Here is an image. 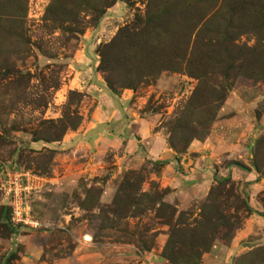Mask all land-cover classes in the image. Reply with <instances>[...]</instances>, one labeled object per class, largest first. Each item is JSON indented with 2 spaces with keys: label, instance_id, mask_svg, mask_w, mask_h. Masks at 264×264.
I'll return each mask as SVG.
<instances>
[{
  "label": "rangeland",
  "instance_id": "374dc122",
  "mask_svg": "<svg viewBox=\"0 0 264 264\" xmlns=\"http://www.w3.org/2000/svg\"><path fill=\"white\" fill-rule=\"evenodd\" d=\"M18 1L22 16L13 21L10 0H0V182L11 169L50 173L61 144L32 139L52 137L53 129L41 126L44 120L67 112L82 120L96 83L113 97L131 90L135 113L153 118L151 132L164 138L176 157L194 149L193 164L199 158L209 165L213 180L205 194L183 204L155 180L163 164L148 156L112 178L114 154L145 151L131 134L132 142L101 153L102 173L81 178L57 201L46 228L22 229L21 240H12L5 224L0 189V264H69L61 261L71 258L75 237L85 233L100 254L90 257V264H172L161 256L171 226L200 221L205 206L213 208L209 216L220 210L229 224L214 219L201 233L187 228L189 247L178 244L181 255L193 251L197 264H264V0H114L109 7L102 0H60L61 11L51 12L53 0ZM150 13L159 16L148 23ZM120 29L130 37L115 44L104 69L102 51ZM194 44L201 49L200 78L187 65ZM242 52L250 53L245 67L243 59L236 60ZM215 54L225 65L229 56L234 61L222 98L218 84L224 81L209 61ZM233 168L242 171L240 177ZM248 173L259 186L251 187ZM111 178V197L101 201ZM35 200L32 212L43 220ZM71 213L65 222L62 215ZM33 244L43 248L37 258L30 254ZM121 244L130 245V252L111 250Z\"/></svg>",
  "mask_w": 264,
  "mask_h": 264
},
{
  "label": "crops",
  "instance_id": "0c3cea01",
  "mask_svg": "<svg viewBox=\"0 0 264 264\" xmlns=\"http://www.w3.org/2000/svg\"><path fill=\"white\" fill-rule=\"evenodd\" d=\"M93 90L88 109L84 110L85 114L81 113L83 116L80 124L75 130L67 131L64 134L59 141L61 144V147H59L60 151L55 152L52 159L50 173L47 176H42L43 187L34 202L40 208L38 214L44 218L43 220L41 219L42 222L49 225L48 222L53 221L51 217L52 208H59L60 205L56 204L57 201L71 193L78 186V181L81 178L89 180L102 173L105 163L101 153L108 149L110 151L117 150L123 141L132 142L129 137L131 134H136L140 138L145 151L142 152V155L139 152L134 156L129 153L114 154L113 158H115V161L113 164L116 167L112 169V178L123 170L139 166L145 161L144 157L148 156L154 162L163 163L159 173L153 176L161 187L172 189L169 194L172 198L177 197L184 204L198 195L205 194L213 180L212 173L208 169L210 166L204 167V163H200L199 158L196 159L197 162L194 165L192 155H190L194 149H191V147L184 154L176 157L175 152L167 146L164 138L157 132H151L152 124H154L153 118L150 116L142 118L135 113V103H131L133 98L131 90L125 89L115 97L105 92L104 88L97 83L94 85ZM102 123H106L105 131L99 130V126ZM119 124L122 125V128L117 131L113 130L114 126ZM197 163L203 169L196 170ZM231 172L234 177H240V172L242 171L233 168ZM247 175L249 176L248 180H253L252 188L259 186L260 182L255 177H252L254 175L249 173ZM112 178L105 184L101 194V201L108 202L111 197L114 186ZM182 203L179 202L178 206H182ZM74 208L72 207V209ZM62 216L67 222V219L71 218L72 213ZM62 222L61 224H63ZM22 229L26 228H13L11 233L12 240H21L20 232ZM75 241L76 245L71 258L67 259L68 261L62 260L61 262H69L70 264L72 263L71 261H76L77 264H90V257L94 255L100 256L95 251L98 248L92 242L89 234H81L75 237ZM30 249L33 251L30 254H33L36 258L43 251V248L35 244ZM130 249V245L121 244L114 245L111 250H114V252L117 250L119 254H123L130 252ZM150 255L152 254L150 253Z\"/></svg>",
  "mask_w": 264,
  "mask_h": 264
},
{
  "label": "trees",
  "instance_id": "16d2710c",
  "mask_svg": "<svg viewBox=\"0 0 264 264\" xmlns=\"http://www.w3.org/2000/svg\"><path fill=\"white\" fill-rule=\"evenodd\" d=\"M102 1H104V4H105L106 7H109V6H111L114 3V0H102ZM9 4L11 6H13V10L16 11V12H13V13L11 11V13H9V15L12 14L14 16L13 21H15L16 18H19L20 16H22L21 15L22 11H23L22 10V5H21L20 1H18V0H10ZM47 11H50V12L51 11H61V2H60V0H53L52 4L47 8ZM97 11H101V10L98 9ZM235 12L236 11H229V13H232V14H235ZM157 16H159V15L155 16V15H151V13L148 14L147 17H146V22L151 23L152 21H155ZM123 31H124V29H120L118 34L109 43H107L104 46V50L107 49L106 51H102L101 63L104 64V69H108L109 63H108V61L106 59L109 58V55H110L111 51L113 50V48H115V44H117V42H119L121 40L124 41V40H126L127 38L130 37V35L123 34ZM216 33L218 34V32H216ZM233 48H236V46H233ZM134 54H135V58L137 56H139V53L137 51H135ZM200 54H201V49L199 47L196 48L195 44L190 49L189 53H187V55H188L187 65H188V68H189L188 69L189 73L195 74L196 76H198V78H200L201 75L204 73V70L199 68L196 65L197 59L200 60ZM248 54H250V53L242 52L241 54L237 55L238 57L236 58V60L243 59L242 67L244 66V62H245L244 59H245L246 56H248ZM184 55H186V48H184L183 55H181V56L184 57ZM229 57H228V61L229 62H227V65H225L223 63L224 61H223L222 57H220L219 55L215 54V55L209 56V61L212 62V64H214V66H216L219 69V72L221 73L222 81H224L223 82L224 85H222V82H220L218 84V88L221 90V95L219 96V98L223 97L222 93H224V90L228 88V84L226 83V79H227V75H228L229 70H231L233 68V62L234 61L231 59L232 56H229ZM111 67H112V65H111ZM238 67H240V64L238 65ZM7 70H6V72L9 71V73H11L10 70H8V71ZM109 85H110V83H109ZM66 118L73 119L71 121L70 125H67L65 123V119ZM80 121H81V118H78L76 116L75 117H71V114L69 112L64 114V117L58 118L57 120H52V119L44 120V121L41 122V126L44 127V128H47L49 130L53 129L54 133H51L52 137L42 138V137L34 136L32 141L35 142V141H38V140H44L45 143L59 142L62 139V137L64 136V134L66 133L67 129L70 128V130H75L78 127V125L80 124ZM37 133H38V131L36 130L34 132V135H36ZM52 152H54V151H52ZM208 208H209L208 206H205L204 210H201V213H200L201 220L200 221H194V223H191V224H189L187 226V228L190 231H192L194 233V231L198 230L197 233L198 232L201 233V231L203 229L205 230L207 225L211 224V222L214 219L219 221L223 226H228L229 221L223 215V213L220 210L215 212L214 214L211 213L212 215L209 216L208 212H209V210L211 212L213 210V208H210V209H208ZM6 211H7V216H6V223L5 224L10 227V229H11L10 232H12L14 227L9 222L10 209L7 206H6ZM0 212L2 213V208L0 209ZM168 224H170V223H168ZM190 225H192V226H190ZM187 228H180V227L177 228L176 225H172L171 226L170 233L168 235L167 241H166V243H165V245L163 247L162 253H161L162 258L168 260L172 264H178L180 261H184L185 264H197V261H198L197 260V258H198L197 254L193 255V251L190 250L187 254L181 255L180 252H182V251L180 249H178V247H177L178 244H180V245H185L186 244L189 247V243H185L187 238H185L184 232H183ZM181 232L183 233V235H180ZM190 245L193 246L192 243ZM182 253H184V252H182Z\"/></svg>",
  "mask_w": 264,
  "mask_h": 264
},
{
  "label": "built area",
  "instance_id": "2783aa9c",
  "mask_svg": "<svg viewBox=\"0 0 264 264\" xmlns=\"http://www.w3.org/2000/svg\"><path fill=\"white\" fill-rule=\"evenodd\" d=\"M42 178L24 168L11 169L4 174L0 189L10 209L9 222L13 227L38 230L48 226L32 212V203L43 187Z\"/></svg>",
  "mask_w": 264,
  "mask_h": 264
}]
</instances>
